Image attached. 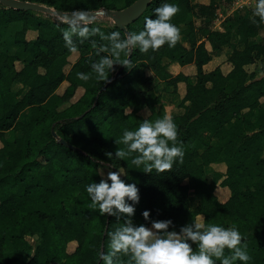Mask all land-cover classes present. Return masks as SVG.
Segmentation results:
<instances>
[{
	"label": "trees",
	"instance_id": "1",
	"mask_svg": "<svg viewBox=\"0 0 264 264\" xmlns=\"http://www.w3.org/2000/svg\"><path fill=\"white\" fill-rule=\"evenodd\" d=\"M31 1L74 10L117 8L118 0ZM124 1L128 5L133 0ZM231 2L151 0L126 25L128 34L144 30L145 18H156L155 9L170 3L180 8L171 20L181 29L180 41L175 47L165 43L157 51L142 53L137 47L121 53V60H129V68L116 64L109 82L98 80L92 65L104 57L114 59L107 37L119 32L121 39L126 38L123 28L95 23V19L83 23L41 17L36 10L0 3V40L10 23H20L18 29L12 27L11 46L0 48V264H104L100 254L110 250L108 233L126 217L101 216L98 208H88L91 198L86 186L99 183L101 166L124 169L122 179L140 189L134 224L150 227L153 220L171 219L179 231L193 215L201 214L205 226L235 225L251 256L247 264H264V75L255 78L245 67L264 57V40L254 39L264 22L252 10L246 16L231 17L222 29L214 27L207 17L220 4ZM190 16L199 17L200 23L187 21ZM73 22L87 27L89 34H73L69 46L64 33ZM28 29L36 30L35 37H26ZM232 32L241 48L232 41ZM225 44L231 46L229 70L224 72L219 64L205 70L204 64ZM74 50L79 53L69 63L68 55ZM163 57L181 66L193 64L194 73L172 74ZM16 61H21L19 68ZM77 73L89 79L82 80ZM155 78L173 90L178 82L185 84L179 102L183 111L171 117L185 155L183 163L177 160L171 171L145 173L143 166L137 169L131 164L136 153L116 158V150L126 146L115 141L125 129L135 131L145 119L163 117L156 109L161 94L143 87ZM14 81L27 89L13 90ZM79 88L81 93L74 98ZM25 108L28 118L23 121L19 116ZM142 109L148 110L145 115ZM7 131L13 132L11 138ZM108 152L113 153L111 158ZM212 164L224 167L213 171V183H209L205 167ZM216 182L229 190L226 199L220 200L214 192ZM191 189L199 199L196 209L189 206ZM145 210L150 211L149 220L143 217ZM28 235H35L37 241L31 244ZM71 241L75 245L68 250ZM224 254L229 256L231 251L226 248ZM129 260V255L118 253L114 264H129Z\"/></svg>",
	"mask_w": 264,
	"mask_h": 264
},
{
	"label": "clouds",
	"instance_id": "2",
	"mask_svg": "<svg viewBox=\"0 0 264 264\" xmlns=\"http://www.w3.org/2000/svg\"><path fill=\"white\" fill-rule=\"evenodd\" d=\"M179 11L178 5L164 3L155 9L156 18H145L144 30L139 33H130L124 39H121L119 32L111 33L107 39L112 42L114 59L104 57L92 65L97 79L108 81L116 64L129 68V60H121V53L127 54L137 47L142 53L150 49L157 51L165 43L175 47L181 39V29L171 20ZM254 15L264 22V0H257ZM73 34L86 37L89 29L73 22L64 33L69 46L72 45ZM77 76L85 81L89 79L84 73H77ZM125 115H128L127 111ZM177 139V125L168 115L155 121L145 119L135 131H123L121 139L115 143H122L126 148H118L115 156L127 159L136 153L131 164L137 169L143 166L142 171L145 173H152L153 170L159 173L171 171L177 160L183 163L185 155L183 145L178 144ZM112 155V152L107 153L109 158ZM100 175L102 179L99 183L93 182L86 186L91 198L88 208H98L101 216H116L117 219L126 217L120 227L108 233L110 250L100 254L104 264H114V257L118 253L129 255V264H216V260H220L221 264H234L236 260L247 264L251 260L247 244L242 243L244 237L235 225L227 228L215 224L205 226L196 220L176 231L171 219L153 220L150 227L134 224L132 217L141 199L140 189L135 183H126L122 179V175H126L124 169L108 170L106 174L101 172ZM143 217L149 220L150 211L145 210ZM170 226L173 230H169ZM226 248L231 251V255L225 256Z\"/></svg>",
	"mask_w": 264,
	"mask_h": 264
},
{
	"label": "rangeland",
	"instance_id": "3",
	"mask_svg": "<svg viewBox=\"0 0 264 264\" xmlns=\"http://www.w3.org/2000/svg\"><path fill=\"white\" fill-rule=\"evenodd\" d=\"M192 1L197 2V3H208L209 2V0H192ZM236 3H237V6L234 7V4H236ZM256 3H257V0H232V2L227 6L220 4L216 9L215 14L212 17H207V19H209L212 22V25L214 27L222 29L223 26H225L227 23L230 22L231 17H240V15H242V14L248 15L250 13V11L254 10ZM123 6H125V1L124 0H118L116 3V7L121 8ZM36 11H38L37 14L40 15L41 17H47V15H52L53 19H55V17H56V15L51 14V13H47V12L39 11V10H36ZM190 19H193L195 24L200 23V18L197 16L196 17L190 16V17H188L187 21ZM63 21H67V20H63ZM93 21L95 23H103V24H106L109 26H112L114 24L113 19L110 17H107L105 15H98L95 18V20H93ZM185 25H186V23H183V24H181V27L184 28ZM12 29H13L12 27H9L7 29L5 35L3 36V38L0 40V48L11 46V42H12L11 39L13 38ZM68 30H69V28L67 29V31ZM35 33H36L35 29H33L32 31L28 30L26 33V37L30 38L32 35H35ZM254 39L260 40V41L264 40V27L259 29V32L254 37ZM182 41H183V43H185L187 45V40L183 36H182ZM11 50L14 52L15 47L12 46ZM230 51H231L230 45H228V44L223 45L220 50H218L212 54L211 59L213 61H209L208 65L206 64L205 67L206 68L212 67V66L215 67L216 65L219 64V65H221L222 70L224 72H227L230 68V63L227 61V58L230 54ZM74 53L75 54H73V55H75L74 57L76 58L79 52H78V50H74ZM163 62L166 64L167 68L172 72V74H176L177 72L183 70V71H185V73L188 72L189 75H191L195 70L193 64H191V63L186 64L183 67H180L175 61H169V60L166 61L165 60ZM16 65L19 67L20 62L16 61ZM245 67L249 73H253L255 78L263 76L264 75V57L263 56L256 57V59L253 63L247 64ZM151 73H152L151 71H148V74H151ZM190 79H193V76H191ZM65 85H66L65 82L63 84H61L58 88V91L60 92L61 90H63ZM143 87L144 88L147 87V89L150 93H154V89H156V87H160V90L166 91V88L169 86H167L165 84V82L159 80L158 78H155L149 86L144 85ZM169 92L170 93L166 97H165V94H162L164 97L162 96L163 98H161L159 103L156 104L157 111L159 113H161L163 115V117L165 115L172 117L176 114L182 113V111H183L179 102H180L181 96L185 92L184 82H182V81L178 82L176 89L173 90V88H172V90H169ZM80 93H81V88L76 90L74 98H76ZM160 94H161V92H160ZM147 111H148L147 109H142L140 112L143 115H145L147 113ZM153 121H155V120H153ZM7 132H9V134L6 135L7 137H10L11 134L13 133L12 131H7ZM1 145L2 144L0 142V147H1ZM198 147L200 149H202V146L200 144H198ZM223 167H224L223 164H212V165L206 166L205 167V179L209 183H211L213 171L217 170V169H220L222 171ZM108 170L109 169L105 166L100 167V173L104 172L106 174ZM218 183L219 182L214 183L213 190H214V192H216V194L218 195V198L220 200H224L229 195V190L226 187H223ZM189 184L192 185L191 180H190ZM189 195H190L189 206L192 209H196L199 205V199H198V197H196L197 195L194 194L192 189L189 190ZM196 220H199V222H201L203 224V218H202L201 214L193 215L188 220L187 224L192 223L193 221H196ZM26 239L31 244H33L35 241H37V239L35 238V235H28V236H26ZM74 245H75V242L71 241L68 244V250H72Z\"/></svg>",
	"mask_w": 264,
	"mask_h": 264
},
{
	"label": "water",
	"instance_id": "4",
	"mask_svg": "<svg viewBox=\"0 0 264 264\" xmlns=\"http://www.w3.org/2000/svg\"><path fill=\"white\" fill-rule=\"evenodd\" d=\"M151 0H133L128 5L121 8H98V9H74L60 10L44 3L31 0H0V3L17 9H33L44 11L56 15L55 19L59 18L67 21L90 22L98 15H105L113 19L114 23L123 28L128 34L126 25L136 20L140 14L146 9ZM116 71L115 74H117ZM111 79L108 80V82ZM107 82V83H108Z\"/></svg>",
	"mask_w": 264,
	"mask_h": 264
},
{
	"label": "crops",
	"instance_id": "5",
	"mask_svg": "<svg viewBox=\"0 0 264 264\" xmlns=\"http://www.w3.org/2000/svg\"><path fill=\"white\" fill-rule=\"evenodd\" d=\"M235 6H237V3L236 4H234V7ZM241 10V9H240ZM247 14H242V15H240V16H246ZM10 27H13L14 29H18L19 27H20V23L19 22H12V23H10V25H9ZM28 30H30V31H32L33 29H28ZM27 30V31H28ZM35 35H36V33H35ZM35 35H32L30 38H33V37H35ZM29 38V37H28ZM232 41L233 42H236V45H237V47H239V48H241L242 46H243V44L242 43H239V42H237V36H236V33L235 32H232ZM73 54H75L74 53V51H71V53L68 55V60H69V62L71 63V62H73L76 58L74 57L75 55H73ZM167 61L168 59L167 58H165V57H163L162 58V61ZM209 61H213L212 59H210ZM209 61L207 62V63H205L204 64V69L205 70H211L212 68H214L213 66L212 67H208V68H206L205 66H206V64L208 65V63H209ZM17 62H20V65H19V67L21 66V61H17ZM180 67H183L184 65H179ZM16 67L17 68H19L17 65H16ZM181 72H183V73H185V71H183V70H181ZM188 73V72H187ZM194 73V72H193ZM192 73V74H193ZM191 74V75H192ZM65 82V81H64ZM63 82V83H64ZM62 83V84H63ZM66 83V82H65ZM162 86V85H161ZM12 89L13 90H26L27 89V86L26 85H24L22 82H20V81H14L13 83H12ZM169 90H172V87L171 86H169V87H167L166 88V91L165 90H160V87H156V89H154V92L155 93H157V94H160V92H161V98H163L164 96L162 95V94H165V97L170 93L169 92ZM163 96V97H162ZM28 108H25L21 113H20V119H22L23 121H26L27 120V118H28ZM7 134H9V132H7Z\"/></svg>",
	"mask_w": 264,
	"mask_h": 264
}]
</instances>
